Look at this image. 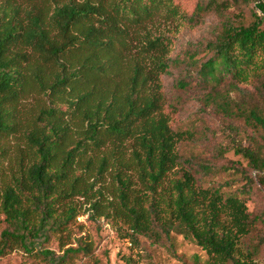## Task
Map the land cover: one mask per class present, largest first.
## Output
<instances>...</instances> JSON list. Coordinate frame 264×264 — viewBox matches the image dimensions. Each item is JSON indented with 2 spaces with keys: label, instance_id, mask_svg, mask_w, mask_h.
<instances>
[{
  "label": "trees",
  "instance_id": "16d2710c",
  "mask_svg": "<svg viewBox=\"0 0 264 264\" xmlns=\"http://www.w3.org/2000/svg\"><path fill=\"white\" fill-rule=\"evenodd\" d=\"M249 1L199 0L189 15L178 0H0V224H8L0 256L18 248L53 264L76 257L86 248L82 238L57 258L42 245L70 234L79 208L68 200L83 196L90 216L110 217L104 209L111 208L136 244L146 236L174 251L178 233L206 251L204 264H264V238L248 240L261 218L249 211L244 190L203 187L192 171L176 170L177 145L190 133L171 124L177 109L163 83L176 62L171 39L150 27L159 17L197 25L212 10ZM256 6L264 13V0ZM255 16L248 26L225 21L195 74L214 88L209 102L264 131V108L231 95L238 82L261 76L264 102V20ZM11 136L25 147L8 179ZM236 151L264 187L261 150ZM106 175L112 200L104 198V183L95 190Z\"/></svg>",
  "mask_w": 264,
  "mask_h": 264
},
{
  "label": "rangeland",
  "instance_id": "374dc122",
  "mask_svg": "<svg viewBox=\"0 0 264 264\" xmlns=\"http://www.w3.org/2000/svg\"><path fill=\"white\" fill-rule=\"evenodd\" d=\"M178 1L184 4L183 9L191 15L199 0ZM258 2L259 0H250L248 3L233 4L223 11L212 10L197 25L182 17H159L150 25L154 32L163 33L171 39L169 57L176 62L171 64L169 73L163 77L170 108L174 106L177 109L175 114L171 113V124L175 129L188 130L190 133V137L181 140L177 145L181 163L176 170L180 173L184 169L192 171L198 185L203 187H219L222 191L235 192L244 190L243 196H246L249 211L261 218L255 224L249 241L264 238V187L258 181L257 171L248 159L236 151V147L261 150L264 155V131L248 123L236 112L225 111L214 102H209L207 96L213 95L214 88L195 72L197 63L211 56L208 42L214 40L222 31L225 21L232 20L238 25L248 26L256 19V12L264 20V13L256 6ZM261 28L264 29V22ZM184 79L188 81V86L181 88L177 84ZM230 80L226 79L225 90L230 89ZM260 82L261 76L252 75L246 81L238 82L239 92L232 90L231 95L246 105L256 104L264 108ZM36 98L38 97L34 96L26 101L28 108L36 103ZM23 108L26 109L27 106ZM5 145L7 150L3 171L9 179L12 171L17 168L19 146L25 147V141L11 136ZM102 183L105 184L104 198L109 197L112 200L111 177L106 175L95 190L102 187ZM68 201L79 208L78 216L70 222V234L63 232L51 236L42 246L52 250L56 258L69 246L78 247L79 238H82L81 242L86 248L76 257L61 264H204L208 258L201 246L178 233L172 234L174 251L165 243L153 242L146 236H139V244H136L127 237L129 229L121 220L115 218L111 208L104 209L105 213L111 214L110 217L90 216L87 208L91 206V202L86 197L74 196ZM1 219H4V215ZM7 226L4 221L0 224V235ZM261 258L264 262V246ZM53 263L18 248L0 256V264Z\"/></svg>",
  "mask_w": 264,
  "mask_h": 264
}]
</instances>
